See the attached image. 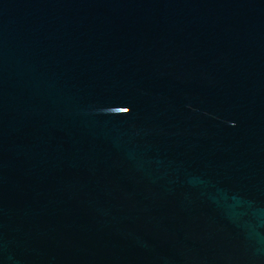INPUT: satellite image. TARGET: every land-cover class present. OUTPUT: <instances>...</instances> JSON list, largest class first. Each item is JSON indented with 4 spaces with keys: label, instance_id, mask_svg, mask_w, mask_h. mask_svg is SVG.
<instances>
[{
    "label": "water",
    "instance_id": "obj_1",
    "mask_svg": "<svg viewBox=\"0 0 264 264\" xmlns=\"http://www.w3.org/2000/svg\"><path fill=\"white\" fill-rule=\"evenodd\" d=\"M0 264H264V0H0Z\"/></svg>",
    "mask_w": 264,
    "mask_h": 264
}]
</instances>
